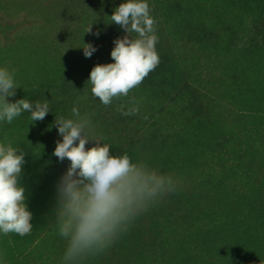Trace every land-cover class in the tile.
Returning <instances> with one entry per match:
<instances>
[{"label":"rangeland","instance_id":"obj_1","mask_svg":"<svg viewBox=\"0 0 264 264\" xmlns=\"http://www.w3.org/2000/svg\"><path fill=\"white\" fill-rule=\"evenodd\" d=\"M122 2L0 0V67L15 69L20 86L7 99H47L52 109L43 121L32 123L28 112L10 124L0 121V142L27 152L23 183L33 213L30 234L0 233V264H64L67 242L53 210L70 162L53 155L62 140L54 121L73 118V107L88 114L112 154L127 153L178 182L175 193L161 196L168 220L180 200L214 217L238 207L239 196L264 194V157L250 148L264 118L248 131V123L229 114L238 106L264 116V0H148L160 63L128 96L105 106L88 80L96 64L114 62V40L125 32L110 16ZM92 22L98 37L85 33ZM84 43L97 48L90 58ZM132 107L138 112L122 114ZM166 226L143 212L114 243L79 264H150V251L140 249L153 247ZM236 252L230 264L239 259Z\"/></svg>","mask_w":264,"mask_h":264},{"label":"clouds","instance_id":"obj_2","mask_svg":"<svg viewBox=\"0 0 264 264\" xmlns=\"http://www.w3.org/2000/svg\"><path fill=\"white\" fill-rule=\"evenodd\" d=\"M110 23L122 28L125 35L114 40L110 53L114 62L96 64L88 80L92 94L105 106L128 96L160 63L157 21L150 15L148 0H124L115 7ZM92 24L85 33L98 37L100 32H93ZM132 33L137 34L135 38ZM82 48L86 58L97 51L91 43ZM15 71L0 67V121L10 124L23 112L31 114L32 123L43 121L52 110L47 99H7L16 96L20 87L14 80ZM137 112L132 107L122 114ZM72 117L56 116L54 121L62 140L56 141L53 155L61 163L70 162L57 182L53 210L59 235L67 242L64 264H79L104 251L152 203L178 189L171 175L161 174L145 162H133L127 153L112 154L105 138L91 130L88 114L81 115L73 107ZM88 144L91 146L86 148ZM26 155L19 146L0 142V233L4 235L25 236L33 229L23 183Z\"/></svg>","mask_w":264,"mask_h":264},{"label":"trees","instance_id":"obj_3","mask_svg":"<svg viewBox=\"0 0 264 264\" xmlns=\"http://www.w3.org/2000/svg\"><path fill=\"white\" fill-rule=\"evenodd\" d=\"M247 110L234 106L229 114L235 120L248 123L247 130L250 131L254 129V121L264 116ZM256 133L258 137L252 139L250 148L254 152L259 150L264 157V131L256 130ZM247 141L245 139V143ZM257 141H263L258 145L259 148L255 147ZM231 194L237 198L235 202L240 200L234 192ZM263 195L256 191L239 196L242 200L237 203L238 207L227 213L218 212L214 217L206 212L196 213L193 204L180 200L177 210L170 214L171 220L167 219V213L162 212L166 211L168 204L164 205L160 197L148 207L145 214L160 226H168L161 230L162 236L153 247L147 249L142 246L140 250L144 253L150 251V264H180L186 259L192 260L193 264H230V255L234 251H239L235 256L239 259L234 264H264ZM176 217L182 221L179 223Z\"/></svg>","mask_w":264,"mask_h":264}]
</instances>
